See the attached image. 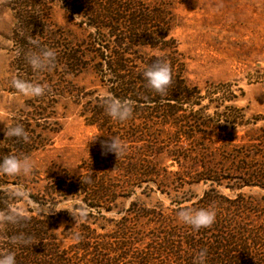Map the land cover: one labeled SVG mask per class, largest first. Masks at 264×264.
<instances>
[{
	"label": "trees",
	"instance_id": "obj_1",
	"mask_svg": "<svg viewBox=\"0 0 264 264\" xmlns=\"http://www.w3.org/2000/svg\"><path fill=\"white\" fill-rule=\"evenodd\" d=\"M4 1L15 19L11 38L16 52L13 66L17 80L28 83V78L35 73L45 72L50 77L56 73L76 75L91 67L106 86V91L132 101L134 111L125 122L113 120L105 111L106 94L90 97L81 105L80 113L86 124L95 128V135L101 130L103 135L90 142L88 155L79 166L77 176L55 178L44 189L42 200L33 193L27 195L38 205L37 211L21 209L20 203L29 199L4 188L2 177L6 174L0 172V253L14 252L17 264H194L196 252L206 249L207 264H264V256H260L256 249L260 237L241 220L240 210H246L248 205L241 197L222 199L212 190L204 192L195 209L213 207L216 219L210 227L199 231L185 224L181 228L175 225L176 220L162 211L135 203H131V209L120 219L105 218L102 214V211L113 209L117 198L113 196L114 187L109 183L108 175L120 170L131 177L138 172L139 166L133 162L121 163L114 159V152L105 154L101 141L113 136L121 141H141L143 137L139 136L133 122L143 120L147 124L157 122L161 126L172 127L174 130L167 133L170 141L182 137L193 143L197 150H208L205 140L199 143L197 131L208 128L212 122L196 114L203 109L202 98L197 88L190 87L185 81L184 64L174 39L168 36L166 16L158 10L146 13V8L136 6L134 0H131L133 9L120 8L119 0H62L73 15L81 17L82 22L94 29L78 43H63V39L52 31L48 5L44 0ZM122 13L124 16L118 18ZM47 49L57 53L54 65L44 69L46 71L33 69L26 57ZM157 58L168 62L173 73V83L164 95L150 89L143 76L145 66ZM40 101L42 99L38 101V116L44 109L40 105L43 101ZM236 113L235 106L227 105L223 120L237 123ZM27 121L28 118H22L14 122L23 125L28 134L27 141L2 134L0 158L9 155L22 157L31 150V131ZM127 122L131 125L121 130L118 125ZM155 136L152 134L151 140L146 141V150L158 155L165 148L161 143H153L162 135L156 133ZM228 140H231L229 136L224 139ZM168 152V155H173ZM180 159H185V156L180 155ZM191 165L193 182L210 180L219 183V179H214L216 167L213 164L204 160ZM239 170L240 173L243 170L250 172L239 177L237 187L258 184L256 176L262 175L260 170H251L249 166ZM143 175L155 178L158 173L152 165H146ZM71 198L84 203L74 208L89 209L85 214L87 219L76 221L65 209L58 212L40 210L46 204ZM6 214H15L17 222L4 223L2 217ZM133 216L146 218V243L138 235L130 236V218Z\"/></svg>",
	"mask_w": 264,
	"mask_h": 264
},
{
	"label": "rangeland",
	"instance_id": "obj_2",
	"mask_svg": "<svg viewBox=\"0 0 264 264\" xmlns=\"http://www.w3.org/2000/svg\"><path fill=\"white\" fill-rule=\"evenodd\" d=\"M44 2L48 5L52 31L63 39V43H78L94 32L81 17L73 15L62 0ZM119 2L120 8L134 7L131 0ZM134 2L136 6L146 8V13L158 10L166 16L168 36L174 39L184 64L185 81L190 87L197 88L202 98L203 109L196 114L201 119H209L212 124L197 131L199 143L205 140L208 147L207 151H200L182 137L170 141L167 133L174 130L170 126H161L157 122L147 124L143 120L133 122L143 140H123L126 150L113 157L121 163H137L139 170L131 177L120 170L108 175V181L114 187L113 196L117 198L113 209L102 211V214L105 218L120 219L131 209V203H135L162 211L177 221L175 225L184 228L179 212L186 207L197 208L198 200L207 190L222 199L241 197L248 202L246 210H240L241 220L260 237L256 249L260 256H264V0ZM123 16L122 13L118 18ZM14 22L11 9L0 0V137L9 125L28 118L31 150L24 156L31 157L35 167L28 176L6 174L2 181L4 188L15 195L29 199L27 195L33 193L42 200L44 189L55 178L79 174V166L87 157L96 133L81 116V105L90 97L103 96L107 91L93 69L88 67L76 75L56 73L50 77L47 72L35 73L28 78V83L44 86V93L29 95L22 92L14 84L17 80L13 66L16 52L11 38ZM146 52L150 53V50L146 48ZM40 99L44 109L38 116ZM229 104L237 109V123L223 120ZM130 125L127 122L118 126L124 130ZM156 133L162 136L153 143H161L165 148L158 155L146 150V141L151 140L152 134L156 137ZM228 136L231 140L224 141ZM168 151L173 155H168ZM180 155L185 159H180ZM204 160L216 167L214 179H219V183L210 180L193 182L191 164ZM146 165H152L158 173L155 178L143 175ZM247 166L251 170H260L262 177L260 174L256 176L257 185L237 187L239 177L250 172L243 170L240 173L239 169ZM78 205L84 203L71 198L46 204L40 210L65 209L76 221H83L87 219L85 214L89 209L74 208ZM20 207L35 211L39 208L30 199L20 203ZM130 219V236L138 235L146 243V218L133 216Z\"/></svg>",
	"mask_w": 264,
	"mask_h": 264
},
{
	"label": "clouds",
	"instance_id": "obj_3",
	"mask_svg": "<svg viewBox=\"0 0 264 264\" xmlns=\"http://www.w3.org/2000/svg\"><path fill=\"white\" fill-rule=\"evenodd\" d=\"M56 56L57 53L55 50L47 49L41 52H33L26 58L33 69L44 70L54 65ZM143 76L148 87L162 95L167 93L173 83L171 66L161 58H157L153 63L146 65L143 70ZM14 84L22 92L29 95H42L45 91V87L39 84H31L20 80L14 81ZM104 107L107 115L119 122L129 120L134 111L132 101L118 98L110 92H107L104 97ZM100 135H103V130L95 135L92 140ZM5 136L22 141L28 140V134L21 124L9 125L5 129ZM101 148L105 154L106 152H114L116 155L123 154L126 150L125 144L117 136L109 137L107 140L101 141ZM34 167V161L28 156L9 155L0 158V172L7 175L28 176L32 174ZM52 210L56 211L55 209ZM178 215L183 224L190 226L195 231L210 227L216 219V211L213 208L186 209L180 211ZM2 219L4 223H16L18 217L15 214H6ZM76 238L79 239L80 237L77 235ZM0 264H17L15 253L11 251L0 253ZM194 264H207L206 249H201L196 252Z\"/></svg>",
	"mask_w": 264,
	"mask_h": 264
}]
</instances>
